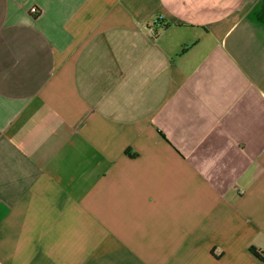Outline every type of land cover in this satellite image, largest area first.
Segmentation results:
<instances>
[{
    "label": "crops",
    "instance_id": "1",
    "mask_svg": "<svg viewBox=\"0 0 264 264\" xmlns=\"http://www.w3.org/2000/svg\"><path fill=\"white\" fill-rule=\"evenodd\" d=\"M251 248L264 0H0V264H264Z\"/></svg>",
    "mask_w": 264,
    "mask_h": 264
},
{
    "label": "trees",
    "instance_id": "2",
    "mask_svg": "<svg viewBox=\"0 0 264 264\" xmlns=\"http://www.w3.org/2000/svg\"><path fill=\"white\" fill-rule=\"evenodd\" d=\"M35 14H37V13H35ZM168 26H169V24H165V25L162 26V28H166V27H168ZM250 251H251V253H252L253 255H255L257 258H259V259H261V260H264V257L262 256V253L260 252V250H258V249H256V248H251Z\"/></svg>",
    "mask_w": 264,
    "mask_h": 264
},
{
    "label": "built area",
    "instance_id": "3",
    "mask_svg": "<svg viewBox=\"0 0 264 264\" xmlns=\"http://www.w3.org/2000/svg\"><path fill=\"white\" fill-rule=\"evenodd\" d=\"M151 31H152L153 33H155V31H154L153 29H151Z\"/></svg>",
    "mask_w": 264,
    "mask_h": 264
}]
</instances>
